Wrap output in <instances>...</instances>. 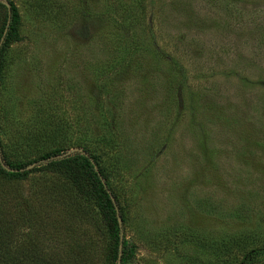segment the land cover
<instances>
[{
    "label": "rangeland",
    "instance_id": "374dc122",
    "mask_svg": "<svg viewBox=\"0 0 264 264\" xmlns=\"http://www.w3.org/2000/svg\"><path fill=\"white\" fill-rule=\"evenodd\" d=\"M12 1L7 150L31 160L34 136L53 149L42 137L60 132L64 155H97L125 211V264H239L264 247V0ZM54 181L0 180V195L48 208ZM65 211L62 228L95 230ZM84 243L101 255V240Z\"/></svg>",
    "mask_w": 264,
    "mask_h": 264
},
{
    "label": "trees",
    "instance_id": "16d2710c",
    "mask_svg": "<svg viewBox=\"0 0 264 264\" xmlns=\"http://www.w3.org/2000/svg\"><path fill=\"white\" fill-rule=\"evenodd\" d=\"M7 1L9 9L0 3V43L3 39L0 46V84L3 83L8 50L22 41L19 10L12 0ZM1 120L0 114V180L3 185L20 184L30 174L41 172L55 179L45 186V192L60 191L57 195L54 192L50 199L48 205L52 207L39 210L28 205L24 208L21 197L9 196L6 192L0 195V264H65L60 254L63 248H67L66 264H116L120 251L121 264L130 260L131 246L122 237L125 211L111 188L109 175L100 165V158L79 143L75 146L82 152L64 155L70 147L59 144L62 135L58 132L42 137L45 142H55L53 149L42 148L39 143L41 137L34 136L31 143L34 148H39L41 154L31 160H21V153L7 150L1 141ZM35 163L37 166L28 168ZM60 208L67 210L65 213L71 220H76L78 215L84 223L93 222L95 230L77 235L70 228H62L60 220L55 217ZM89 235L102 241L101 255L92 252L84 243ZM73 244L76 246L72 252L68 247ZM262 254L264 247L243 252L239 264H257Z\"/></svg>",
    "mask_w": 264,
    "mask_h": 264
},
{
    "label": "water",
    "instance_id": "95a60500",
    "mask_svg": "<svg viewBox=\"0 0 264 264\" xmlns=\"http://www.w3.org/2000/svg\"><path fill=\"white\" fill-rule=\"evenodd\" d=\"M0 3H2L5 7H7L9 9V3L7 0H0ZM2 40H1V43H2ZM1 43H0V46H1ZM80 152H82V151H80ZM82 154H84V153H82ZM69 155H72V154H69ZM118 224H119V228H120V234L122 235V224H121V219L119 217H118ZM120 256H121V251L119 253L116 264H121V257Z\"/></svg>",
    "mask_w": 264,
    "mask_h": 264
}]
</instances>
